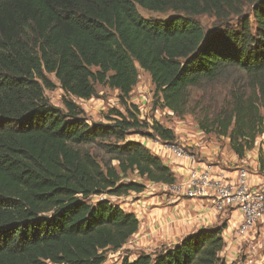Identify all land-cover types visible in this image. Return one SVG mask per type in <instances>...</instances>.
<instances>
[{"label": "trees", "instance_id": "trees-1", "mask_svg": "<svg viewBox=\"0 0 264 264\" xmlns=\"http://www.w3.org/2000/svg\"><path fill=\"white\" fill-rule=\"evenodd\" d=\"M138 8L171 15L143 18ZM202 16L223 24L205 31ZM138 69L161 108L192 117L244 158L264 136V0H0V264H103L139 221L90 200L142 193L129 176L176 183L158 156L127 140L175 142L129 103ZM221 78L218 90L208 85ZM95 85L118 93L121 110H108L106 123H89L75 102L95 98ZM57 88L62 108L45 95ZM224 229L201 228L120 264H225Z\"/></svg>", "mask_w": 264, "mask_h": 264}, {"label": "rangeland", "instance_id": "rangeland-1", "mask_svg": "<svg viewBox=\"0 0 264 264\" xmlns=\"http://www.w3.org/2000/svg\"><path fill=\"white\" fill-rule=\"evenodd\" d=\"M245 11L249 14L248 8H245ZM138 12L143 18L161 20H166L171 15V13L150 14L140 8H138ZM198 21L205 31H210L223 24V22L216 21L215 18L211 16L199 17ZM226 23L233 25L235 24V19L230 18ZM48 78L53 83L57 84L52 75H49ZM224 81L225 78H221L208 85L218 90ZM203 85L207 84L203 83ZM94 88L96 91L95 98L87 101L75 100V102L84 110L89 123H106L104 121V116L107 114L108 110L112 108L120 109L118 93L115 90L100 85H95ZM45 95L52 105L62 108L60 101L63 92L60 89L57 88L52 92L46 91ZM128 101L139 108L141 120H145V122L149 124L158 122L163 127L173 130L175 142L172 144L162 142L155 138L146 139L140 136H132L127 138V140L140 142L148 148L151 153L158 156L173 172L176 178L175 184L182 186L187 183L188 172L189 169L192 168L190 162L200 164L199 166L195 165V168L209 167L212 168L213 172H219V170L229 172L234 167H243L249 171V178L251 180H259L264 184V170L259 169L257 171V168H254V164H251L248 158L244 157L238 159L230 150L227 139L205 135L198 130L192 117H177L171 111L161 108L154 96V88L146 72L138 69L137 84L133 88ZM171 145L181 151L182 158H175L174 155L171 154L169 149L172 147ZM88 149L94 152L93 147H88ZM262 156L264 158L263 151ZM181 169H183V171ZM129 178L144 185L142 193L131 192L121 197H108L103 195L99 198H92L90 202H95L98 199H108L113 205L119 206L125 212L133 213L136 218L140 220L139 222H141L148 214L147 208L150 210L161 208L157 200L161 201V199L165 197V199L176 197L177 200L183 198L175 195L167 186L147 183L132 176H129ZM150 199L156 200L155 203H149L148 200ZM183 200L187 199L183 198ZM187 201V204L190 205L191 200ZM173 219H176V217ZM233 219V222H231L230 216L227 213L218 214L215 216L212 225L209 226L214 228L222 226L223 224L225 225V229L222 231L225 247L221 253V257L225 264H264V223L258 224L250 233L239 237L236 231V221H239V219L237 220V217ZM169 222L172 223L171 220L164 221L161 225L164 227V225H167ZM205 228H208V226ZM150 250L146 241L143 242L140 238L132 237L119 251L106 253L105 262L103 264H120L123 259L133 261L140 253L147 252L148 254H153ZM158 250L159 249L156 251Z\"/></svg>", "mask_w": 264, "mask_h": 264}, {"label": "built area", "instance_id": "built-area-1", "mask_svg": "<svg viewBox=\"0 0 264 264\" xmlns=\"http://www.w3.org/2000/svg\"><path fill=\"white\" fill-rule=\"evenodd\" d=\"M171 146V154L175 158H182L181 151ZM191 164L187 183L182 186L174 184L169 188L179 197L200 202V221L206 219V214L216 216L227 213L231 222L237 217L236 231L239 237L264 223V184L252 181L247 169L239 168L235 177H228L224 174L226 171L213 172L212 168H195L200 164Z\"/></svg>", "mask_w": 264, "mask_h": 264}, {"label": "crops", "instance_id": "crops-1", "mask_svg": "<svg viewBox=\"0 0 264 264\" xmlns=\"http://www.w3.org/2000/svg\"><path fill=\"white\" fill-rule=\"evenodd\" d=\"M263 148L264 136L257 140L254 150L248 152L244 156L245 158H248L250 160L251 164H254V168H257V171L259 170L258 156L261 149L264 152ZM237 169H239V167H234L231 171H226L224 174L228 177H235V172ZM181 170L183 171V169ZM258 181L259 180H257L256 182ZM165 198L161 199V201L157 200L159 201L158 203H160V209L155 208L153 210H150L149 208H147L148 214L144 220L139 222L138 231L133 236L136 238H140L143 242L146 241L152 253H154L157 249H160L162 246L175 245L185 236L192 234L201 228L211 226L212 222L215 220L214 215L206 214V219L202 218V220L200 221V202L196 200H191V204L189 205L187 204L188 201L183 200V198L181 200H177L176 197H174L175 199L172 197L168 199ZM155 201L156 200L151 199L148 200V202L152 204H154ZM164 207L167 210H165ZM175 217L176 219H173ZM196 217H198V220H196ZM170 220L173 224L169 222V225H164V227L161 225L164 221Z\"/></svg>", "mask_w": 264, "mask_h": 264}]
</instances>
